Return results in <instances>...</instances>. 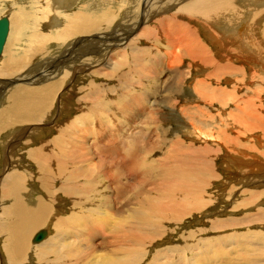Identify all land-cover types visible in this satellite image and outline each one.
<instances>
[{
	"label": "bare ground",
	"instance_id": "1",
	"mask_svg": "<svg viewBox=\"0 0 264 264\" xmlns=\"http://www.w3.org/2000/svg\"><path fill=\"white\" fill-rule=\"evenodd\" d=\"M134 2L135 7L130 6V14L126 13L123 20H115L114 11L92 15L86 8L88 12L65 15V26L55 31V27L50 28L54 20L47 21L49 31L29 35L34 38L36 53L23 48L30 60L25 62L15 50H7L0 60V264H29V260L34 264H186L183 252L192 247L197 250L194 258L201 257L193 264H215V250L208 248L213 244L201 236V230L184 233L181 245L170 244L155 251L149 247L157 241L162 243L166 236L173 237L169 223H178L196 211L205 218L214 210L206 208L212 202L206 197L208 187L218 178L213 155L219 149L210 145L213 138L227 145L246 146L245 151L264 160V153L258 151L264 145V97L249 95L255 88L251 78L258 77L264 83V28L255 22L263 20L259 13L264 10V0ZM22 17L10 21L7 44L18 38L17 27L22 25L18 20ZM24 27L23 23L20 28ZM141 39L160 40L164 47L156 43L148 46L150 43L144 44ZM120 46L124 49H117ZM151 48L155 50L149 51ZM120 51L122 57L115 59L114 54ZM36 54L41 56L36 59ZM255 62L258 69L253 67ZM159 64L174 67L173 83H164L163 79L161 86L150 85ZM93 65L110 66V73L90 71L105 81L88 79L92 74L87 71ZM195 67L201 74L191 79ZM238 71V89L247 88L249 94H237L218 85L221 78L226 81V76ZM187 78L202 102H234L238 112H231L229 117L233 126L238 124L237 129L222 127L219 138L212 130L203 131L190 121L193 135L205 140L206 145L191 138L167 139L156 120L158 107L168 99L157 96L158 88L176 91ZM18 80L22 83H16ZM194 104L200 110V103ZM193 108L187 104L179 109L185 114ZM153 115L156 122L151 124L158 129L154 138L149 136L147 121ZM139 116L141 120L149 117L146 129L127 133L129 125L136 127L141 122H137ZM185 116L190 120L195 117ZM118 127L121 135L113 131ZM252 130L255 140L245 144L242 136ZM105 132L115 139H126L129 147L121 140L105 143ZM115 152L118 156L123 152L122 158L140 170L134 169L131 177V167L126 170V163L117 160ZM233 176L240 182L247 179L237 170ZM228 187L232 188H221ZM262 194L242 195L241 202L234 206L236 210L243 207L239 210L243 216L237 222L234 216L216 218L211 226L225 230L236 224L264 222V211L253 207ZM49 227L55 232L48 237ZM236 230V234L216 237L222 242L217 249L220 255L230 257L228 249L223 250V241L236 238L237 242L241 233ZM42 231L47 239L43 240L45 236L36 241L35 236ZM253 231V241L264 240V232ZM98 238L107 246L97 245ZM209 255L210 260L205 261Z\"/></svg>",
	"mask_w": 264,
	"mask_h": 264
},
{
	"label": "rangeland",
	"instance_id": "2",
	"mask_svg": "<svg viewBox=\"0 0 264 264\" xmlns=\"http://www.w3.org/2000/svg\"><path fill=\"white\" fill-rule=\"evenodd\" d=\"M131 1L134 2V0H73L72 2H71V0H69L68 3L70 4V6H68V3L65 0H47V1L46 0H0V17H2L3 15H8L10 17V21H11V20H16V18L22 17L20 15H23L24 17L21 18L22 20L21 19L18 20V23H22V25L24 23V25H25L24 28H20L22 25H19L17 27L16 34H18V38L14 42H11L9 40L10 44L9 43L7 44V41H6L7 46L5 45V47H4L5 49H3V53L0 56V60H3L5 58L7 50H11V51L15 50L16 51V52L14 51L15 55L24 57L25 62L30 60L31 57H29L28 55H25V51L23 48L26 47V48H29V50L31 48L30 51L31 52L34 51V47L32 45L33 44L32 40H34V38H30V36H31V34H34V32H36V31H42V30L44 32L49 31L50 29L47 28V24H46L47 21L54 20L53 22H50V23L54 24V25H51L50 28L52 29V27H55V29H53V31H55L56 29H61L60 27L65 26L66 20H68L67 16H65V15H71L75 11H79V10H83V11L86 10V12H88L87 9L89 10V12L92 11V12H90V14H92V15L100 14L102 11H106V10H108L109 12L114 11L113 13L117 14L116 15L117 19L115 18V20H123V17L126 15V13H127V15L130 14L129 9H132V7L133 8L135 7V2L132 3ZM48 2H51L52 4L48 3ZM62 2H64L65 4ZM43 4L45 5V7ZM53 4H54V6H53ZM130 6H132V7H130ZM82 7H84V8H82ZM46 10H47V12H45ZM53 12H55V13H53ZM259 14L263 18V20H255V22H259L258 26H262L264 28V10L262 13H259ZM17 15H18V17H17ZM20 21H22V22H20ZM150 23H151V21H150ZM261 29L262 28H259L260 31H261ZM204 32H205V30H204ZM202 33H203V31H202ZM12 34H13V32H12ZM100 34L103 35V34H105V32H102ZM121 38H123V37H121ZM114 39H117V38H114ZM262 39L264 40V38H262ZM17 40L19 41V43ZM141 41H143L144 44H147V45L150 43L148 46H151L152 44L156 43V44H159V46L161 45L162 47H164V45L161 44L162 42L160 40L159 41L156 40L154 42V41H146V40L141 39ZM20 42H21V44H20ZM15 43H16V45H15ZM66 45H68V43H65V46ZM118 48L124 49V47H121V46L117 47V49ZM20 49H21V51H20ZM152 50L154 51L155 48L149 49V51H152ZM158 52H159V50L157 51L156 54H158ZM33 53H36V52L34 51ZM121 53L122 52L120 51V52H118V54L117 53L114 54L115 59H120L122 57ZM40 56H41V54H39V55L36 54V59ZM57 56L59 57L60 55H56V57ZM160 56H162V55H160ZM163 56H165V55H163ZM157 59H159V58L157 57ZM94 66H96V65H93L92 66L93 68H90L87 71V73H89V75L92 74L91 77H88V79L92 78V79H95V81H97V82L98 81H105V79H102L103 76L95 77L93 75V73H90V71L100 69L104 73H110V71H109L110 66H107V67L106 66L100 67L101 65L97 66V67H94ZM171 67L174 69L173 66H171ZM253 67H254V69H258L256 66V62L253 64ZM172 68H168L165 65L159 64L158 67L156 68V69H158L157 75L155 74V77H153L151 79L150 85L158 87L161 84V81L163 79H164V81H163L164 83L165 82L170 83L171 81L173 83V79H174L175 75L172 74V71H173ZM239 69H241V67H239ZM236 73L237 74L226 76L227 77L226 81H225V79L221 78L219 81V84H218L219 87L233 91L237 94H249V91L246 90L247 88H243V89H241V91L238 89V88H240V82L236 79L238 76H240L239 75L240 72L238 71ZM199 74H201L200 71H197V69L195 67L193 70V76L191 77V79H193L194 77H198ZM133 76H134L133 78H136V75L133 74ZM137 76H139V75L137 74ZM14 77L15 76H11V78H14ZM169 77H170V79H169ZM4 79L5 78H3V80ZM251 79L253 81L252 86H255V88L253 90L250 89L249 95H251V94L252 95H261L262 97H264V93H263L264 92V83L262 81H260L258 77L251 78ZM189 80H190V78H187L185 80V83L182 86H180L179 88H177L176 91H174L175 89L170 88L169 90H171V91L166 90L163 92L162 87L158 88L159 91L157 90L160 93V94L159 93L157 94V96L159 98H160V96H162V97H166L168 99V100H166L168 103L165 101L166 104L163 101L165 106L163 104H161L160 107H158L157 113L159 112V118H157V120H156L158 122V125L162 124L161 125L162 127L159 126V128H163V131L166 134L167 139L169 140L171 138H180V139L186 141V140H189V138H191L194 140V142H197L200 144L202 143V144L206 145L207 143L205 142V140H203L201 138H197L195 135H193L194 133L192 132L191 127L189 126L190 121H193L195 126L199 127L203 131L212 130V132H214L216 136L218 133H220L222 127H226L229 130L231 129V131H232V129H234V130L237 129L238 124H234V126H233L231 116L229 117L231 112H234V113L238 112L237 107L235 108L234 102L232 100L231 101L227 100L226 105H221V104H223L220 102L221 100H219V101L213 100V103H210V104L208 102L204 103L201 101V99L199 97L194 95V92L192 91V88L189 85V83H190ZM106 82L115 83V81H112V80H106ZM16 83H22V81L18 80V82H16ZM9 86H10V84H9ZM67 87H70V86H67ZM172 89L174 92L172 91ZM236 89H238V90H236ZM259 90H261V91H259ZM67 92L69 93L70 91L67 90ZM170 92H171V94H170ZM179 94H181V95H179ZM1 99H2V97H1ZM173 101H175V102H173ZM169 102H172V104ZM192 103L193 104L194 103H197V104L200 103L199 104L200 110H199V108L196 107L198 105H196V104L193 105ZM187 104H190L193 107H195V109L194 108L190 109L189 110L190 112L189 111L184 112L185 114H192L193 116H195L192 120H190L188 116H185V114L181 113L180 109H179L180 107L187 105ZM262 105L264 106V101L262 102ZM171 106H174L173 110H172ZM198 110H199V113H196V112H198ZM230 110H232V111H230ZM150 116H151V114H150ZM139 117H140V119H138L137 122L139 120L141 122L140 123L138 122V125L136 122V125H137L136 127L134 126V124L129 125L130 131L127 130L126 132L127 133H129V132L130 133L131 132L139 133V130L144 131L146 129L145 124L150 123L149 124V127H150L149 130H151V133L149 136L154 138V134H155L154 130L155 131L158 130L157 127H154L153 124H151V123H153L152 121H155L154 115H153L154 119L153 118L148 119L149 117L148 118L145 117L144 119H142L143 121L141 120L142 116H139ZM146 120L149 121V123H147ZM150 120H151V122H150ZM159 123H161V124H159ZM125 127L127 128V126H125ZM154 128H156V129H154ZM182 128H184L185 130H183ZM178 130L180 132L184 131L186 135L181 134ZM255 130H257V129H255ZM113 131L115 133H117L118 135H121V128L120 127L114 128ZM253 131L254 130H252V132H250V133L247 132V133H245V135L242 136V140L245 142V144L250 143L253 140H255V138H254L255 132H253ZM187 134H188V136H187ZM232 134H234V133H232ZM102 137H103L105 143H107V144H113L115 142L125 141L126 143L123 142V144L124 145L126 144V147H127V145H130V144H127L129 142H127L125 138H123L125 140H122L119 138L115 139V136L109 135L108 132H105ZM217 137L221 138L220 136H217ZM135 139H137V137ZM209 139L211 140L212 138L210 137ZM213 139H212V141H210V140H207V141H210L211 143L213 142L210 145H213L215 148L219 149V150L216 149L214 152V155H213V164L216 167V175L218 176V178L212 180L211 181L213 183V184H211L212 186L208 187L206 197L207 196L211 197L212 202L210 204H208L206 208L208 209V208L214 207L213 208L214 210H210L211 213H207L208 215H206L205 218H204V215H202V214H200V212L196 211L191 215L184 216L182 218V221H180L178 223L177 222L169 223V225L171 226L170 228L173 229L172 230L173 234H171L173 237L170 238L169 236H166V237L161 239L162 243H159V241H157L153 248H152V246L149 248L151 251H155V250L161 248L162 246L163 247L170 246V244L171 245H178V244L181 245L183 242V239H184V238H182V235L184 233L189 232V234H190L191 231H200L201 230L202 231L201 236L203 238L207 237L209 239V241H211V243L213 244L212 245L213 247H208V248L210 250L211 249L215 250L214 251L215 256H213L214 257L213 260L215 261L214 262L215 264H264V240L253 241V239H252L255 236V231H253V230L260 229L262 232H264V222H252V223H244V224L242 223V224H238V225L236 224L235 228L229 227V229H225V230L215 229L211 226L212 220L216 219V218L225 219L226 217L230 218V216H234L233 218H235L236 222H237L239 220V218L241 216H243L242 213H239L240 208H243V207H239L236 210V209H234V206L237 205L238 202H241L242 195L252 194L254 192H262L263 193L262 196L257 198L256 199L257 201L256 200L254 201L253 207L254 208L257 207V208H259L258 210L264 211V162H263L264 160L261 161L260 159L256 158L252 152L245 151L246 146L245 147H239V146H234V145H227L223 142L216 140L215 138H213ZM138 141L140 142L141 139L138 138ZM210 142H208V143H210ZM123 144H121L122 145L121 149H123V147H124ZM218 145H221L226 150L223 149L221 146H218ZM230 147L232 150L230 149ZM263 147H264V145L262 147H260L259 148L260 150H258V151L264 153ZM91 148H93V143L91 145ZM226 151H227V153H226ZM234 151H239V152L238 153L236 152L237 153L236 154ZM93 153H95V152L93 151ZM120 154L122 156L121 155L118 156L115 152V157L116 156L118 157L117 160L120 159V161H123L127 164L129 159L122 158L124 155L123 152H120ZM151 158H154V157H151ZM114 159H116V158H114ZM234 159L237 161L236 163L233 161ZM156 160H158V159H156ZM126 164H124L126 170L128 169V166L131 167L132 171H128V174L130 173L131 177H132L133 170L138 169L139 166L138 165L136 166V164H134V163H133L134 165L131 163H128L127 166H126ZM133 166H135V167L133 168ZM198 169H200V167ZM139 170H140V168H139ZM234 170H237L240 175L245 176V178H247L246 181L240 182L239 177H234L233 176ZM136 174H138V173H136ZM135 177H137L135 179L138 181V175H135ZM256 178H259V179L257 180ZM250 179H252V180H250ZM132 183H134V182H132ZM225 185L226 186L230 185V186H232V188L228 187V189H225V188L222 189L221 187L225 186ZM224 198H227V199H224ZM235 201H237V202H235ZM254 212L255 211H252V213H254ZM231 213H233V214H231ZM118 221H119V219H118ZM232 227H234V226H232ZM235 229H237L236 230L237 232L241 233V238L237 242H236V238L233 241H228V242H227V238H225L223 242L227 246L224 245L223 250L227 251V249H228L230 257L222 256V254L220 255L219 254L220 250H217V249H219V246L222 244V242H217V241H219V237L217 239H216V237L220 234L226 235V236L223 235V237L230 236L234 233ZM48 230H49V234L47 235L48 237L55 232L54 228H51V227H49ZM51 231H52V233H51ZM189 234L186 235L187 238H188ZM234 234H236V232ZM243 234H245V235H243ZM198 235H200V234L198 233L196 235V237ZM47 236L43 240L47 239ZM100 239L101 238L95 239L96 244L99 246L105 244L104 246H107L106 245L107 243H105L103 241L101 242L102 239L101 240ZM98 240H100V241H98ZM99 242H101V243H99ZM37 243H39V242H37ZM0 245H1V243H0ZM203 245H206V244H203ZM192 248L189 249V251L186 250L183 252V254L186 256V264H193V262H195V260L197 258H201L200 255H198L194 258L197 250L196 249L192 250ZM226 258H229V259H226ZM177 260L179 261V259H177ZM208 260H210V255H209V257H207V259H205V261H208ZM28 262H29V264H34V263H31L30 260ZM168 264H172V263L169 262ZM199 264H205V263L200 262Z\"/></svg>",
	"mask_w": 264,
	"mask_h": 264
},
{
	"label": "water",
	"instance_id": "3",
	"mask_svg": "<svg viewBox=\"0 0 264 264\" xmlns=\"http://www.w3.org/2000/svg\"><path fill=\"white\" fill-rule=\"evenodd\" d=\"M10 17L8 15H3L2 17H0V54L3 51L5 42L7 40V37L9 35V31H10ZM46 236L45 232H39L36 236H35V240H41Z\"/></svg>",
	"mask_w": 264,
	"mask_h": 264
}]
</instances>
